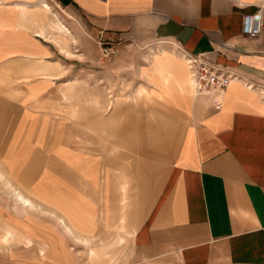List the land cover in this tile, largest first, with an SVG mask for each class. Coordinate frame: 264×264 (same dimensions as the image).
<instances>
[{"label":"crops","instance_id":"obj_1","mask_svg":"<svg viewBox=\"0 0 264 264\" xmlns=\"http://www.w3.org/2000/svg\"><path fill=\"white\" fill-rule=\"evenodd\" d=\"M37 1L0 4V251L44 246L47 264H59L58 253L88 264L92 249L128 240L129 264H264V29L243 32L264 0H50L75 23L77 51L70 27H54ZM101 40L118 49L107 63ZM160 43L202 53L234 77L219 105L215 93L192 98L186 84H168L163 103L186 119L166 134L171 165L161 184L148 178L139 195L126 193L137 182L131 172L122 180L120 156L106 153L104 82L129 63L137 72L132 47Z\"/></svg>","mask_w":264,"mask_h":264},{"label":"rangeland","instance_id":"obj_2","mask_svg":"<svg viewBox=\"0 0 264 264\" xmlns=\"http://www.w3.org/2000/svg\"><path fill=\"white\" fill-rule=\"evenodd\" d=\"M50 2L53 4L54 8L58 10L64 23L70 27V23H68V14H66L60 7L56 6L52 1ZM73 27H75V23L70 27L71 32L69 33L72 37L73 49L74 51H77L80 49V40L76 36ZM53 32L58 33L54 30ZM101 41L108 42V40ZM109 43L113 46V43ZM97 45L102 46L99 42ZM114 45L116 46L117 44ZM164 48L168 51L181 50L178 45L172 49H168L164 43L149 45L148 47L137 45L132 47V51L141 52L142 56V61L138 64L137 72L135 73L133 70V63H129L128 66H131L132 70L114 78L110 75L105 78L104 115L106 117V122L104 125V131L106 133V138H109L104 140L107 151L106 153L110 155L116 153L120 156V172L122 180H129L130 178L128 175L129 172H131V179H135L137 182V187H129V189L127 183L126 188H122V191H126V193L129 190L131 192L135 191L137 192V195H139L140 190H143V188L139 187V182H143V180L148 178L151 183H153V187H156L157 184L163 182V177L171 165V157L173 154V148L175 147V143H173L174 140L171 138L167 139L166 134L169 131L174 130L181 121H184L182 120L183 117L181 115H177L179 113L173 112L169 109H167V111L169 113L173 112L171 113L173 116L169 121H163L160 111H164V106L161 103H158L155 100H146L145 98L142 99L137 97L138 88L144 87L148 84L140 73L142 67L150 66L149 62L153 59V54L155 52H160ZM116 50L118 51V49ZM115 56L116 55H112L111 57L104 56L105 63ZM136 74L139 76L138 79L135 78ZM113 115L117 117L114 119L115 124L113 123V119L110 118ZM90 131H96V127L90 125ZM109 132L111 134H109ZM114 132H116L115 136L112 135ZM131 132L136 133V138L129 140L128 137ZM113 137H115V139ZM113 147L115 148V152H113ZM109 148L110 151H108ZM165 150L166 153L163 152ZM148 165H152V168L150 169ZM124 200H127V194L124 196ZM122 206L125 207L122 208V211H126L128 203ZM8 233L12 234L13 231L9 229ZM122 241H124L123 237H121V242ZM27 242L29 244L33 243L30 238L27 239ZM117 248V250L111 249L105 251L97 250L96 248L92 249L90 255L85 258V261H87L88 264H129L130 252L128 240H126L124 245L122 243V245ZM39 249V252L28 251L26 249L16 252L11 250V248L8 252L0 251V264H47V260L50 258L49 254L46 252L44 246H40ZM78 254L80 255L81 252H76V255ZM64 257V254L58 253L59 264H66L65 261H63Z\"/></svg>","mask_w":264,"mask_h":264},{"label":"bare ground","instance_id":"obj_3","mask_svg":"<svg viewBox=\"0 0 264 264\" xmlns=\"http://www.w3.org/2000/svg\"><path fill=\"white\" fill-rule=\"evenodd\" d=\"M5 2L6 0H0V4L5 3ZM36 3L43 5L44 7H46V9L50 10L53 13L52 25L54 27H57L58 29H63L64 31L69 30L68 26L62 21L61 18H59L57 10L54 8L53 4L49 0H38ZM180 49H181L180 51L169 52L168 50L164 48L160 52H155L153 54V59L151 60V62H149L150 66H143L140 72L145 78V80H147L148 82H155V86H150L147 84L144 87L138 88L137 97H140L142 99L145 98L146 100L151 99V100L157 101L158 103H161L164 106V111H160L161 113L160 115L163 121L164 120L169 121L170 118H172L173 116V114H171L173 112L169 113L167 111L168 107H166V105L163 103V98L165 97L166 93H168L169 95H172V93L170 92L171 88L169 87L168 84H171L173 82L186 84L187 91L192 98H194L195 96H198L199 94L195 86V81L192 76V70L190 68L188 58L186 54L182 52V48ZM168 53L170 54L168 55ZM170 57L171 59L178 58L179 60L185 62V64H187V66L190 68L191 71L187 69V71L182 70L181 72H178L177 70H175L174 68L175 66L173 65V62L169 61ZM153 72H156L159 75L160 79L162 80V84L154 81L155 79L153 76L154 75ZM161 88H163L165 92ZM220 99L222 101V97H220ZM177 115H180V114H177ZM182 122H183V125H185L184 121H181L180 123ZM14 187H17V186L15 185ZM14 187L12 186V189ZM18 195L20 196V199H22L24 205L25 204L33 205V203L31 202V200L28 199V197L26 198L24 195H22V193H18Z\"/></svg>","mask_w":264,"mask_h":264},{"label":"built area","instance_id":"obj_4","mask_svg":"<svg viewBox=\"0 0 264 264\" xmlns=\"http://www.w3.org/2000/svg\"><path fill=\"white\" fill-rule=\"evenodd\" d=\"M264 29V12L259 8L253 13H247L243 19V32L255 37L262 33ZM104 56L111 57L117 55V50L109 42H100ZM192 76L195 81L197 92H211L217 95V104H221L220 97L223 96L227 87L231 83L234 74L224 65L210 61L204 54L185 53Z\"/></svg>","mask_w":264,"mask_h":264}]
</instances>
